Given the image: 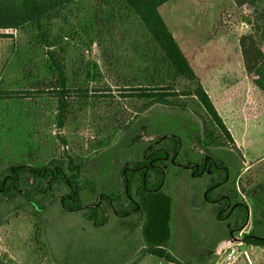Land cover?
<instances>
[{
	"label": "rangeland",
	"instance_id": "obj_1",
	"mask_svg": "<svg viewBox=\"0 0 264 264\" xmlns=\"http://www.w3.org/2000/svg\"><path fill=\"white\" fill-rule=\"evenodd\" d=\"M159 14L211 97L232 143L190 95L196 83L173 72L122 0H79L52 13L41 27L26 25L10 38H0V91L30 93L25 99L0 100V166L40 167L61 152L54 125L56 99L45 92L54 76L47 70L44 34L58 43L55 51L69 85L80 90L62 135L86 160L102 189L119 185L123 163L140 155L142 145L132 144L121 134L123 128L129 126L135 134L146 126L152 133L181 138L186 153L181 164L197 162L207 152L222 160L229 177L213 196L238 184L240 200L248 202L250 211L245 231L264 228V197L252 193L264 183V95L247 80L238 46L249 25L230 0H172ZM263 39L258 32L260 45ZM161 86L176 95L166 107L136 96L139 90L147 93ZM169 180L174 204L167 249L179 262L264 264V250L238 245L244 230L230 237L226 223L206 202L202 183H189L181 171H171ZM64 232L50 241L31 217L12 214L0 227V264H168L139 257L137 232L126 238L123 231L117 233L118 247L107 238L81 239L74 233L73 239ZM115 247L119 250L114 254L100 256ZM231 247L236 258L227 260Z\"/></svg>",
	"mask_w": 264,
	"mask_h": 264
},
{
	"label": "trees",
	"instance_id": "obj_2",
	"mask_svg": "<svg viewBox=\"0 0 264 264\" xmlns=\"http://www.w3.org/2000/svg\"><path fill=\"white\" fill-rule=\"evenodd\" d=\"M77 1L0 0V38H10L14 31L26 25L41 27L45 18ZM171 1L122 0L149 34L173 72L185 81L196 83L190 95L222 137L232 143L231 135L208 92L197 82V76L186 56L159 14V8ZM230 2L235 11L243 14L250 28L248 33L238 39L245 76L264 95V39L261 45L257 41L258 32L264 36V0ZM41 39L47 70L54 76V82L45 92L56 99L54 125L58 130L56 136L61 152L40 167L25 163L0 166V227L7 217L23 213L39 224L46 239L55 242L58 233L64 231L72 238L75 233L81 239L103 237L112 242L119 240L117 233L121 231L125 233V238L137 232L142 243L140 258L149 256L168 264H182L167 249L172 238L174 204L168 177L171 171H181L186 174L189 183H202L206 202L213 208V213L226 223L230 237L244 230L250 211L248 202L240 200L242 191L239 185L234 184L225 194L213 196L228 180L229 172L225 163L214 159L207 152L202 153L197 162L188 160L181 164L180 159L186 158V153L181 138L175 134L152 133L146 126H141L133 134L130 132L131 127H124L121 134H127L132 144L142 145L140 155L137 159L123 163L119 185L102 189L98 178L88 170L86 160L68 147L61 132L69 117L72 100L80 90L75 91L69 85L65 69L55 51L58 43L49 42L44 34ZM141 92L146 91L139 90L136 96L149 99L152 104L161 107L169 105L170 98L176 96L162 86L147 93ZM28 97L30 93L27 92L0 91V100ZM214 142L211 140L209 144ZM252 193L264 197V183L253 189ZM245 195L251 199L248 194ZM240 242L264 250V228H252L241 235ZM55 244L58 250L59 246ZM116 246H119L118 242ZM117 247L106 250L100 256L114 254L119 250Z\"/></svg>",
	"mask_w": 264,
	"mask_h": 264
},
{
	"label": "built area",
	"instance_id": "obj_3",
	"mask_svg": "<svg viewBox=\"0 0 264 264\" xmlns=\"http://www.w3.org/2000/svg\"><path fill=\"white\" fill-rule=\"evenodd\" d=\"M241 244H242L241 242L238 243V245H241ZM235 253H236V249H235L234 247H231L229 253L227 254L226 259H227V260L235 259V258H236V257H235ZM245 256H246V255H245Z\"/></svg>",
	"mask_w": 264,
	"mask_h": 264
},
{
	"label": "crops",
	"instance_id": "obj_4",
	"mask_svg": "<svg viewBox=\"0 0 264 264\" xmlns=\"http://www.w3.org/2000/svg\"><path fill=\"white\" fill-rule=\"evenodd\" d=\"M167 4H168V3H167ZM163 6L165 7V6H166V4H165V5H163ZM163 6H162V7H163ZM173 37L175 38V36H174V35H173ZM175 39H176V38H175ZM210 98H211V97H210ZM221 118H222V117H221ZM228 131H229V130H228ZM246 227H247V226H246ZM246 227L244 228V231H243L244 233H248V231H245V230H246ZM239 234H241V233H239Z\"/></svg>",
	"mask_w": 264,
	"mask_h": 264
}]
</instances>
